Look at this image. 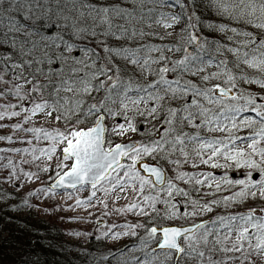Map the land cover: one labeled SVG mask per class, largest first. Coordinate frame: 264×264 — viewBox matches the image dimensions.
<instances>
[{
    "label": "snow or ice",
    "instance_id": "snow-or-ice-1",
    "mask_svg": "<svg viewBox=\"0 0 264 264\" xmlns=\"http://www.w3.org/2000/svg\"><path fill=\"white\" fill-rule=\"evenodd\" d=\"M0 221V264H264V0H0Z\"/></svg>",
    "mask_w": 264,
    "mask_h": 264
},
{
    "label": "trees",
    "instance_id": "trees-1",
    "mask_svg": "<svg viewBox=\"0 0 264 264\" xmlns=\"http://www.w3.org/2000/svg\"><path fill=\"white\" fill-rule=\"evenodd\" d=\"M28 221V223L32 226H34L35 228H38V229H41L42 231H45V232H50L52 237L57 241L59 242L60 240H63L65 239L64 237H61L59 235V230H64V228L50 222V221H47V220H44V219H40V218H37V217H27L26 214H25V217ZM2 222V221H0ZM71 243H77V242H72ZM96 246V242L93 240L92 244L91 245H87V247H92L94 248Z\"/></svg>",
    "mask_w": 264,
    "mask_h": 264
},
{
    "label": "rangeland",
    "instance_id": "rangeland-1",
    "mask_svg": "<svg viewBox=\"0 0 264 264\" xmlns=\"http://www.w3.org/2000/svg\"><path fill=\"white\" fill-rule=\"evenodd\" d=\"M36 186H38V185H36ZM85 195H86V193H85ZM129 199H131V197H129ZM118 203L119 204H124L125 201L121 200ZM61 215H64V216L67 217V216H71L73 214L72 213H62ZM40 219H44V220L50 221V222H52V223H54V224H56V225L64 228V230H66L67 228H70V227H76L75 224L69 225L67 223L62 222L58 217L44 216V217H40ZM112 219L113 220H116L117 222H122V219L123 218H121V217H113ZM129 219H131L130 216H129ZM81 227H87L89 230H91V226L90 225H88V226H81ZM72 242H78V241L73 240Z\"/></svg>",
    "mask_w": 264,
    "mask_h": 264
}]
</instances>
